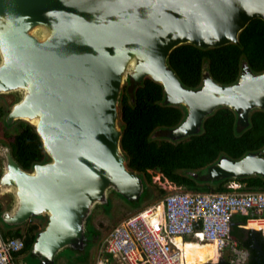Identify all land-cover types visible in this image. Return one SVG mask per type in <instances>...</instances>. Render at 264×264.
<instances>
[{
    "label": "water",
    "instance_id": "95a60500",
    "mask_svg": "<svg viewBox=\"0 0 264 264\" xmlns=\"http://www.w3.org/2000/svg\"><path fill=\"white\" fill-rule=\"evenodd\" d=\"M255 19L264 21V0H0V97H13L5 120L31 124L47 154L27 171L0 140L3 223L42 217L32 251L55 261L75 241L98 235L92 218L112 195L141 198L144 179L130 170L121 146L120 99L130 78L153 79L186 109L174 139L196 134L221 107L245 119L264 109V72L255 73L246 58L230 85L216 82L205 60L196 89L184 86L168 63L181 45L238 44ZM210 174L264 175V148L240 160L223 158Z\"/></svg>",
    "mask_w": 264,
    "mask_h": 264
},
{
    "label": "trees",
    "instance_id": "16d2710c",
    "mask_svg": "<svg viewBox=\"0 0 264 264\" xmlns=\"http://www.w3.org/2000/svg\"><path fill=\"white\" fill-rule=\"evenodd\" d=\"M246 58L255 73L264 72V21L255 19L239 35V43L219 47H200L185 44L172 51L168 58L170 68L184 86L190 89L202 85V69L205 60L210 62L211 75L220 84L235 83L240 75L242 59ZM0 120L3 110L0 108ZM8 114V113H7ZM186 116L183 106L173 104L161 84L151 78L136 82L129 79L120 99V125L124 128L121 146L126 154L130 170L143 179L146 192L139 200L129 201L133 206H141L151 198L154 174H160L163 181L184 188L192 193H249L264 192V175L245 176L238 179L213 177L210 169L223 158L240 160L264 148V109L253 110L248 119L230 108L221 107L209 115L199 131L183 139L170 137ZM6 117V116H5ZM4 118V116H3ZM5 139L11 145L15 159L23 169L29 171L37 163H43L47 154L36 129L25 121H18L19 132L11 133L13 125L3 120ZM168 132V133H167ZM189 171H196L192 176ZM153 172V174L151 173ZM232 184L238 188L230 187ZM160 196L167 191L159 186ZM111 206V201L106 209ZM4 205L0 202V213ZM34 216L21 225H5V238L25 236V249L20 254H31L36 261L40 256L33 254V246L42 224ZM264 218L252 212L238 213L232 218L231 238L239 248L250 252L248 264L261 260L264 264V238L242 228L248 220ZM3 222V221H2ZM23 226L27 229L23 231ZM3 228V227H2ZM95 230V227H93ZM262 247L253 249L254 240ZM98 239L87 236L81 242L75 241L72 248L93 247ZM211 243L202 248L200 260L211 259L215 253ZM89 252V250H88ZM19 254V255H20ZM17 255V257L19 256Z\"/></svg>",
    "mask_w": 264,
    "mask_h": 264
},
{
    "label": "built area",
    "instance_id": "2783aa9c",
    "mask_svg": "<svg viewBox=\"0 0 264 264\" xmlns=\"http://www.w3.org/2000/svg\"><path fill=\"white\" fill-rule=\"evenodd\" d=\"M248 211L259 216L264 214V192L189 193L175 190L160 204L141 210L113 228L101 253L120 257L126 264H184L183 251L175 241L182 238L183 242L214 243L219 253L231 247L234 252L232 262L241 264L247 253L239 250L237 242L231 238L232 218ZM24 249L25 236L7 239L0 229V264H18L17 255ZM96 264L111 263L100 257Z\"/></svg>",
    "mask_w": 264,
    "mask_h": 264
},
{
    "label": "rangeland",
    "instance_id": "374dc122",
    "mask_svg": "<svg viewBox=\"0 0 264 264\" xmlns=\"http://www.w3.org/2000/svg\"><path fill=\"white\" fill-rule=\"evenodd\" d=\"M11 102H13L12 96L0 97V108H2L3 116H4V118L2 116L1 117L2 119L0 120V140H4L6 142H8L5 139V130L7 129L4 127L3 120L6 118L5 116L7 115L9 111V105L11 104ZM17 132H19L18 125H13L11 127V133L16 134ZM0 168H1V163H0ZM151 173L153 174V172ZM232 185L235 188L239 187V185L237 184H232ZM159 186H161L163 189L167 191L166 195L175 192V190H180L181 192H189V191H186L184 188L175 186L174 184L168 182L167 180L163 181L160 174H154V185H151V198L146 199L145 202L141 206H133L132 204L128 203L123 198H121L117 193H115L111 197V206L109 209H106V205L101 206L96 209L95 214L92 218V225L93 227H95V231H97L98 234H100L99 236L96 237V239H98L97 245H94L93 247L91 246L89 247L88 245H86V247L85 248L83 247L82 249L70 248L67 251H65L63 254L59 255L55 261L43 262L44 259L39 258L37 259L39 261L37 263L38 264H83V263L92 264L94 261H97L99 255H101L99 254L98 252L99 248L97 249V247L98 245H103V243L105 242V240L107 239V237L109 236L113 228H115L123 220L127 219L128 217L132 215H135L141 210L147 207L160 204V201L163 200L164 197H166V195L159 197L161 195L159 191L160 190ZM189 193H192V192H189ZM6 203L7 202L3 201L4 207ZM36 219L39 221L40 224L42 225L44 224L45 220L42 217L36 218ZM5 225L6 224L3 223L2 220L0 219V229L1 230L7 228ZM246 227H245L246 230L252 229V228H248V227L246 228ZM22 229L23 231H25L27 229V226H23ZM91 237L94 238L93 235H91ZM175 241L177 242L178 246L182 249V251H186V248L188 246L195 247L197 249H200L202 247L200 246V242H195V241L183 242L182 238H176ZM96 250H97V253H96ZM239 250H241L242 252H245V249L243 248H239ZM222 253L225 258H231L230 256L234 254L231 247L228 249L222 250ZM63 256H65L67 259L65 260ZM84 257L86 259L90 258L89 262L87 261L79 262V261L85 260ZM197 258L198 256L190 257V258L184 257L183 258L184 264H193L194 263L193 260Z\"/></svg>",
    "mask_w": 264,
    "mask_h": 264
},
{
    "label": "flooded vegetation",
    "instance_id": "af4514ba",
    "mask_svg": "<svg viewBox=\"0 0 264 264\" xmlns=\"http://www.w3.org/2000/svg\"><path fill=\"white\" fill-rule=\"evenodd\" d=\"M95 231V230H94ZM97 232V231H96ZM100 234H98V235H94L93 237L94 238H96L97 236H99ZM91 236V235H90ZM252 239L254 240V243H253V245H252V247H253V249H255V250H258V251H260V254H262V247H261V245L259 244V242L256 240V236H254V237H252ZM205 244L206 243H204V244H200V246H202L200 249H198L199 250V254L197 255L198 256V258L197 259H195V260H193V264H206V263H210V262H213V261H217L218 259H219V252H218V247H217V245L216 244H214V243H211L212 245H213V248L211 249V250H213V252L215 253V255H213L212 257H211V259L210 260H208V256L209 255H207L206 257V259H204V260H200V258H201V253H202V248L205 246ZM101 246V245H100ZM86 247V246H85ZM84 247V248H85ZM76 248V247H75ZM80 249V248H79ZM82 249V248H81ZM245 252L247 253V258H246V260L243 262V263H241V264H248L249 262H250V260H251V254H250V252L249 251H247V250H245ZM184 253H185V251H184ZM196 256V257H197ZM18 259H22V260H24V261H26L28 264H35V263H37V262H39L38 260H34L33 258H32V255L31 254H20L18 257H17V260ZM213 264H235V263H233L229 258H225V257H222L217 263L215 262V263H213ZM256 264H262V261L261 260H257L256 261Z\"/></svg>",
    "mask_w": 264,
    "mask_h": 264
},
{
    "label": "bare ground",
    "instance_id": "6f19581e",
    "mask_svg": "<svg viewBox=\"0 0 264 264\" xmlns=\"http://www.w3.org/2000/svg\"><path fill=\"white\" fill-rule=\"evenodd\" d=\"M168 133V132H167ZM247 227L248 228H253L255 230H263L264 231V220L263 219H258V220H250L248 223H247ZM200 244H204V243H201ZM199 253V250L195 247H190L188 246L186 248V251L184 253L183 251V258L184 257H195L197 256ZM206 264H209V263H206Z\"/></svg>",
    "mask_w": 264,
    "mask_h": 264
},
{
    "label": "crops",
    "instance_id": "0c3cea01",
    "mask_svg": "<svg viewBox=\"0 0 264 264\" xmlns=\"http://www.w3.org/2000/svg\"><path fill=\"white\" fill-rule=\"evenodd\" d=\"M248 212H252V211H248ZM247 213V212H246ZM253 213V212H252ZM262 216V215H261ZM259 219H263L264 220V218H259ZM251 220V219H250ZM250 220H248V222L250 221ZM252 220H258V219H252ZM247 222V223H248ZM247 225V224H246ZM246 225H242L241 227L242 228H244L245 229V227H246ZM247 228V227H246ZM253 229V228H252ZM258 231H260V230H258ZM78 248V247H77ZM99 248V254H101V255H99V257H98V259H97V257H96V259H97V261L100 259V257H104L105 259H108L109 261H110V263L111 264H126L125 263V261H123L120 257H114V256H112L111 254H108V253H105V252H102L101 253V248H102V245L100 246V245H98V247H97V249ZM81 249V248H80ZM96 253H97V250H96ZM221 255H223V253H221ZM63 258L66 260L67 258L65 257V256H63ZM84 259L85 260H82V261H79V262H84V261H87V262H89V260H90V258H88V259H86L85 257H84ZM56 260V259H55ZM45 261H49V260H44L43 262H45ZM97 261H94L92 264H96V262ZM49 262H51V261H49ZM38 264V263H37ZM83 264H85V263H83Z\"/></svg>",
    "mask_w": 264,
    "mask_h": 264
},
{
    "label": "clouds",
    "instance_id": "9594fccd",
    "mask_svg": "<svg viewBox=\"0 0 264 264\" xmlns=\"http://www.w3.org/2000/svg\"><path fill=\"white\" fill-rule=\"evenodd\" d=\"M260 233L262 234V236H263V238H264V233L262 232V231H260ZM188 241H195V242H197L196 240H188ZM187 241V242H188ZM222 257H224L223 255H221V253H219V259L217 260V261H219ZM231 257V256H230ZM231 261H232V258H229ZM217 261H213V262H211V263H215V262H217Z\"/></svg>",
    "mask_w": 264,
    "mask_h": 264
}]
</instances>
